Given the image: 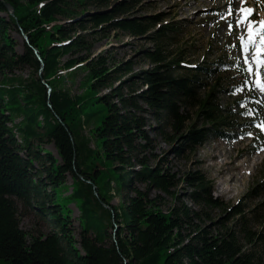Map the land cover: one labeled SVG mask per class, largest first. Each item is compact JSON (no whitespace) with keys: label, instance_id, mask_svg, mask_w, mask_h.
<instances>
[{"label":"trees","instance_id":"obj_1","mask_svg":"<svg viewBox=\"0 0 264 264\" xmlns=\"http://www.w3.org/2000/svg\"><path fill=\"white\" fill-rule=\"evenodd\" d=\"M141 1L0 0V264H259L264 231L250 226L264 227V200L231 206L235 226L215 232L223 222L210 210L225 205L213 181L169 159L250 123L243 66L224 51L188 57L182 20L131 14ZM12 30L28 35L23 51ZM113 30L154 45L123 59L96 53ZM137 56L149 65L136 69ZM80 71L73 93L63 83ZM182 183L196 207L179 198ZM19 200L49 230H25Z\"/></svg>","mask_w":264,"mask_h":264},{"label":"rangeland","instance_id":"obj_2","mask_svg":"<svg viewBox=\"0 0 264 264\" xmlns=\"http://www.w3.org/2000/svg\"><path fill=\"white\" fill-rule=\"evenodd\" d=\"M244 6L253 9L252 19H264V0H244ZM229 0H142L140 4L135 6L134 15L142 14H161L168 19H181L183 28L179 36L181 43L192 44L187 51L188 57L192 59L208 57L213 58L218 52H226L227 56H239L240 50L232 45L238 43L239 31L233 29L230 33L226 23L225 14L228 11ZM241 7V0H231V8L233 9L234 18L238 13L235 11ZM92 11L95 6H89ZM5 15V13L3 14ZM15 15V12H14ZM26 34V33H25ZM12 35L16 40V47L19 51L24 50V42L26 40L22 32L12 30ZM28 36V35H27ZM229 43V44H228ZM153 41L148 37H134L121 30H113L107 36L97 37L95 40L94 50L96 53L109 51L110 54L116 56L117 59L128 58L137 55L141 49L153 46ZM212 48V49H209ZM140 61L136 65V69L140 66H148V62ZM242 64V63H240ZM243 66V65H242ZM29 69L24 70L28 74ZM83 72L80 71L74 78H68L63 86L69 87L73 93L82 91L80 80ZM254 83V82H253ZM249 89L250 99L252 103H248L251 107L253 118H259L264 121V92L256 87H245ZM252 90V92H250ZM237 94H232V98ZM224 100L227 99L223 95ZM252 118V119H253ZM250 117L242 119V122L249 120ZM260 121V122H261ZM258 124V123H257ZM256 123H248L239 130L236 137L232 139H218L213 136L199 149L192 153H186L183 156L170 155L171 165L175 170L183 173L186 171L199 170L213 181V194L218 196L223 202L224 207H217L210 210L212 217L218 222L221 220L223 224H214V230L222 226H235L237 218L229 219V209L231 206L243 202L246 210L253 208L255 205L264 200V148L255 149L253 142L260 132ZM245 132V133H243ZM252 132L254 135H247ZM46 148L55 152L52 143H45ZM71 179H68V183ZM262 184V185H261ZM182 201L192 204L187 198V193L191 190L189 186L182 183L177 188ZM168 203L164 206L166 210L171 201V196L167 195ZM18 201V200H17ZM112 202L119 204L120 196H116ZM21 226L32 233L39 234L42 231L49 230L47 223H44L38 212L31 207H24L19 200ZM192 206L196 207L195 204ZM72 208V217L76 237L79 232V210L75 203H70ZM261 215H264V207L260 208ZM227 216V217H226ZM209 220L205 219L203 223ZM224 221L226 222L224 224ZM253 230L264 231V227L259 221L252 219ZM263 229V230H262ZM264 233V232H263ZM243 240V239H242ZM257 252L261 258L259 264H264V238L257 245Z\"/></svg>","mask_w":264,"mask_h":264},{"label":"snow or ice","instance_id":"obj_3","mask_svg":"<svg viewBox=\"0 0 264 264\" xmlns=\"http://www.w3.org/2000/svg\"><path fill=\"white\" fill-rule=\"evenodd\" d=\"M238 14L233 17V9L231 8V0H229L228 11L225 14L227 27L231 33L233 29L240 30L238 35V43L232 45L238 47L240 55L235 59L243 65L245 79L237 91L243 90L244 87H256L264 92V19L259 21L251 18L253 9L244 6V0H241V7L235 10ZM254 82V83H253ZM250 97H245L239 101L241 107L245 108V115L251 114L247 110V102ZM260 131L264 133V121L257 124ZM247 135H254L249 132Z\"/></svg>","mask_w":264,"mask_h":264},{"label":"water","instance_id":"obj_4","mask_svg":"<svg viewBox=\"0 0 264 264\" xmlns=\"http://www.w3.org/2000/svg\"><path fill=\"white\" fill-rule=\"evenodd\" d=\"M8 6H11V7H8ZM7 7L9 8V12H10L12 15H14V8L12 7V5L7 4ZM24 36H25V38L28 40V36H27V34L24 33Z\"/></svg>","mask_w":264,"mask_h":264},{"label":"bare ground","instance_id":"obj_5","mask_svg":"<svg viewBox=\"0 0 264 264\" xmlns=\"http://www.w3.org/2000/svg\"><path fill=\"white\" fill-rule=\"evenodd\" d=\"M7 4H10V3H6V6ZM11 5V4H10ZM8 7H11V6H8ZM13 7V6H12ZM14 8V7H13ZM8 11H9V8H8ZM15 12V11H14ZM10 13V12H9ZM11 14V13H10ZM12 15V14H11ZM23 35H24V32L22 31ZM27 40V39H26ZM181 157V156H180ZM164 167V166H163ZM176 190V189H175ZM182 201V200H181ZM190 207V206H189ZM78 208V207H77Z\"/></svg>","mask_w":264,"mask_h":264}]
</instances>
